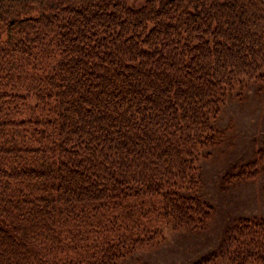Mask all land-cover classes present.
Returning <instances> with one entry per match:
<instances>
[{"label": "trees", "instance_id": "1", "mask_svg": "<svg viewBox=\"0 0 264 264\" xmlns=\"http://www.w3.org/2000/svg\"><path fill=\"white\" fill-rule=\"evenodd\" d=\"M247 81L264 0H0V264H117L161 224L203 228L197 160ZM263 170L264 144L222 179ZM220 240L264 264V217Z\"/></svg>", "mask_w": 264, "mask_h": 264}, {"label": "rangeland", "instance_id": "2", "mask_svg": "<svg viewBox=\"0 0 264 264\" xmlns=\"http://www.w3.org/2000/svg\"><path fill=\"white\" fill-rule=\"evenodd\" d=\"M216 125L222 130V142L207 148V154L197 160L199 193L212 207L206 225L191 230L161 224L158 234L120 257L117 264H193L201 256L209 259L206 264H230L226 256L213 254L224 227L237 216L264 217V170L244 180L222 179L264 144V86L249 81L241 89L233 86L216 115Z\"/></svg>", "mask_w": 264, "mask_h": 264}]
</instances>
